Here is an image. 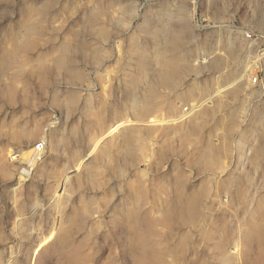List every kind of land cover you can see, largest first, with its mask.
<instances>
[{
	"label": "rangeland",
	"instance_id": "obj_1",
	"mask_svg": "<svg viewBox=\"0 0 264 264\" xmlns=\"http://www.w3.org/2000/svg\"><path fill=\"white\" fill-rule=\"evenodd\" d=\"M263 210L264 0H0V264H264Z\"/></svg>",
	"mask_w": 264,
	"mask_h": 264
},
{
	"label": "bare ground",
	"instance_id": "obj_2",
	"mask_svg": "<svg viewBox=\"0 0 264 264\" xmlns=\"http://www.w3.org/2000/svg\"><path fill=\"white\" fill-rule=\"evenodd\" d=\"M185 110V109H184ZM187 111V110H186ZM191 194V193H190ZM193 194V193H192ZM187 195V194H186ZM188 196H190V195H188ZM193 196V195H192ZM195 197H196V195H195ZM202 197V196H201ZM186 198V197H185ZM191 199H188L189 201L188 202H184L185 204H187V205H185V207H186V210L188 211L187 213L186 212H184L185 210H184V208L182 207V209L181 210H183V212L184 213H186V215H188V214H190L189 216L190 217H192L193 219H195L196 217H197V215H198V213H199V210H197V215L195 214V218H194V216H193V208H195V206L199 203H196L194 200H199V198H198V195H197V197L196 198H198V199H192V197H190ZM184 199V198H183ZM183 201V200H182ZM195 203V204H194ZM263 204V203H262ZM201 206V205H200ZM198 206H196V208H197ZM248 207V206H247ZM201 208V207H200ZM261 208V207H260ZM198 209V208H197ZM247 209V208H246ZM249 209V208H248ZM250 210H252V209H250ZM254 210V209H253ZM259 210H261V209H259ZM178 211V210H177ZM264 211V210H263ZM195 212V211H194ZM241 212V211H240ZM243 212V211H242ZM245 212V211H244ZM247 212V211H246ZM250 212V211H249ZM253 212H255V211H253ZM183 213V214H184ZM196 213V212H195ZM258 213H261V212H258ZM264 213V212H263ZM177 214H179V213H177ZM250 214V213H249ZM244 215V214H243ZM255 215V214H254ZM180 216H181V213H180ZM256 216H257V214H256ZM188 217V216H187ZM240 216H238V218H239ZM246 217V216H245ZM191 218V219H192ZM256 218V217H255ZM190 219V218H189ZM189 219H186V222H189L190 220ZM240 219V218H239ZM254 219V218H253ZM183 220V219H182ZM242 220V219H241ZM184 221V220H183ZM185 222V221H184ZM191 222H193V220L191 221ZM192 224V223H191ZM228 225H230V223L228 224ZM232 226V225H231ZM234 231V230H233ZM232 231V232H233ZM228 246H229V244H228ZM155 248V247H154ZM175 248V247H174ZM222 250V249H221ZM156 251L158 252V250L156 249ZM154 256H155V254H154ZM162 256V255H161ZM152 257V256H151ZM225 257H227V256H225ZM156 259H158V258H156Z\"/></svg>",
	"mask_w": 264,
	"mask_h": 264
},
{
	"label": "built area",
	"instance_id": "obj_3",
	"mask_svg": "<svg viewBox=\"0 0 264 264\" xmlns=\"http://www.w3.org/2000/svg\"><path fill=\"white\" fill-rule=\"evenodd\" d=\"M253 82L256 83L257 82V78H254V81ZM44 148L45 147H44V144L43 143L37 144L36 147H35L36 154L41 155V153L44 152Z\"/></svg>",
	"mask_w": 264,
	"mask_h": 264
}]
</instances>
